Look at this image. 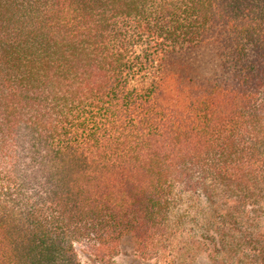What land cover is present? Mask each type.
Wrapping results in <instances>:
<instances>
[{"label": "trees", "instance_id": "obj_1", "mask_svg": "<svg viewBox=\"0 0 264 264\" xmlns=\"http://www.w3.org/2000/svg\"><path fill=\"white\" fill-rule=\"evenodd\" d=\"M264 0H0V264H264Z\"/></svg>", "mask_w": 264, "mask_h": 264}, {"label": "rangeland", "instance_id": "obj_2", "mask_svg": "<svg viewBox=\"0 0 264 264\" xmlns=\"http://www.w3.org/2000/svg\"><path fill=\"white\" fill-rule=\"evenodd\" d=\"M258 228L264 232V216L256 218ZM81 264H92L85 253L80 252ZM206 255L198 253L192 264H207ZM136 256L133 250V245L129 239H124L119 254L114 258L113 264H136Z\"/></svg>", "mask_w": 264, "mask_h": 264}]
</instances>
